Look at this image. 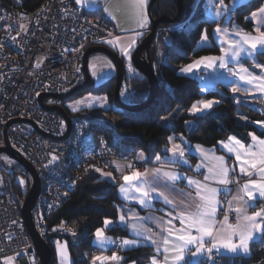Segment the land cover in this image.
<instances>
[{
    "label": "built area",
    "instance_id": "obj_1",
    "mask_svg": "<svg viewBox=\"0 0 264 264\" xmlns=\"http://www.w3.org/2000/svg\"><path fill=\"white\" fill-rule=\"evenodd\" d=\"M23 5L24 0H0V146L6 134L10 146L39 175L40 192L33 208V221L41 237L47 242L76 243L79 241L76 229L52 217L67 201L78 178L84 173L112 170L117 161H126L130 170L139 172L153 163L139 159L136 152L123 154L114 149L85 115L71 116L68 138L59 139L66 132L65 121L60 113L42 108L38 96L65 93L80 83L85 49L105 45L101 41L112 34V25L104 15L87 11L74 0H44L31 10ZM204 9L208 11L210 5L205 3ZM234 14V10L229 11L230 16ZM127 89L125 85L126 94L121 95L124 103L131 102ZM48 99L44 100L46 104L56 103ZM110 107L116 109L112 102ZM52 156L57 159L50 163ZM4 162L8 164L5 159ZM226 163L227 187L250 179V174H237L231 157ZM193 170L191 166L189 172L195 174ZM11 171L0 167V264H4L5 257H12L11 264H37L19 202L11 195ZM224 197L221 196L218 215L227 216L232 223L235 217L224 210ZM209 247L208 242L206 248ZM115 251L119 252V247ZM96 253L98 249L93 248L86 255L90 264ZM202 260L206 264H219L220 254L207 251Z\"/></svg>",
    "mask_w": 264,
    "mask_h": 264
},
{
    "label": "trees",
    "instance_id": "obj_2",
    "mask_svg": "<svg viewBox=\"0 0 264 264\" xmlns=\"http://www.w3.org/2000/svg\"><path fill=\"white\" fill-rule=\"evenodd\" d=\"M44 0H24L27 9L37 8ZM225 3L229 0H223ZM264 0H248L237 6L234 16H230L245 29L251 28V22L246 20L249 13ZM205 0H182L181 12L183 20L176 23H160L149 49V60L160 84L157 97L152 104L140 111L118 110L112 107L92 106L71 112L62 101L61 105L70 116L85 115L94 124L95 129L103 133L109 144L123 154L142 150L146 159L165 153L169 136L183 135L190 143L214 147L217 142L235 136L243 142L249 141V133L264 135L256 121L264 120V105L259 98H247L241 94H233L224 83L218 82L214 87L203 89L196 77L180 74L178 69L194 59L219 53V46L214 39L207 46L196 47L202 32L206 29L211 38V29L216 20L207 16L204 9ZM149 28L141 35L139 41L149 32L153 20L159 17L173 18L177 14V0H149ZM264 60V52L259 54ZM124 81L130 91L132 104L143 103L149 94L147 78L137 71L124 58ZM131 65L133 71H128ZM83 79L80 70L79 82ZM115 75L107 80L93 85L89 89L106 94L109 100L113 97ZM88 89V90H89ZM72 98V97H71ZM70 98V99H71ZM207 98L218 101L213 108L198 114H189L191 105L198 99ZM239 98V103L236 102ZM242 117H247L244 119ZM82 174L67 201L58 208L52 220H63L74 227L79 235V241L67 246L72 264H90L86 256L94 248L92 239L95 230L103 226L105 218H116L121 199L116 182L105 179L101 173ZM19 169L11 171V195L15 202H20L26 196L30 180L20 173L21 184L16 177ZM110 234L126 236L127 230L114 226L106 230ZM53 255L50 264H59L55 243L48 242ZM153 251L143 246L132 252L130 259L136 264H146ZM197 264H206L203 260ZM219 264H264V234L251 243L246 255H220Z\"/></svg>",
    "mask_w": 264,
    "mask_h": 264
},
{
    "label": "crops",
    "instance_id": "obj_3",
    "mask_svg": "<svg viewBox=\"0 0 264 264\" xmlns=\"http://www.w3.org/2000/svg\"><path fill=\"white\" fill-rule=\"evenodd\" d=\"M74 1L77 3V0ZM247 1L248 0H229L227 3H224L223 1V7H220L221 0H212L211 3L209 0H205V3L210 5V9L207 11V16L216 20L218 23H216V25H214L211 29V35L213 38H211L208 34V41L206 43H202L201 37L204 32L203 31L196 44V47L207 46L211 43L212 39H214L219 46V53L216 55L206 56L219 57L224 54L221 52V48H224L226 52L229 50V41H240V36L245 34L249 36H258L260 35V32H264V22H262L261 16L259 15V10L264 8V2L252 10L247 16L251 17L252 13H258L254 20H249L251 22L250 29L243 28L229 16V11L234 10L237 6L242 5ZM137 3L138 0H80V2L77 4L89 12H97L104 15L111 23L112 34L107 40H113V43L116 46L109 45L108 43H105V45L115 50L118 54H120V56H122L120 47H127V45L131 43L132 39H135V45L130 50L131 57L134 48H136L137 43L139 42V38L149 28L150 25V17L148 12L149 0H144L143 4L139 8L136 7ZM218 12L221 13V15L218 16ZM140 13H142V17L139 15ZM142 19L147 20V26L144 28L140 27ZM218 27L221 29L219 33L214 31V29ZM258 28L260 31L256 30ZM138 32L140 33L139 36L136 35ZM244 47L248 49L249 52H251V49L248 45H244ZM262 52H264V49L257 50L256 52L252 53V55L241 53L235 62H229L227 69H220L219 62H217V64L212 68L201 65L200 68L195 69L191 74L183 75L196 77L203 89L214 87L218 82L226 84L230 89L233 86H236L240 89V91L236 94H241L249 99L259 98L264 105V93L260 92L257 88L261 78H264V60L260 59L259 56V54ZM200 58L201 57H198L190 63H193L195 60ZM228 59L231 61L230 56ZM125 60L127 62L130 61L128 59ZM188 64L182 65L178 69V72L181 68ZM241 69H246L247 72H243ZM88 70L95 85H98L99 83L115 75V66L113 62L106 55L100 53L93 54L89 57ZM93 73H95V75H93ZM241 75H248L256 79L251 84H248L245 81H241L239 79ZM205 100L209 99L201 98L196 100L193 104H197L199 106V102ZM110 102L111 100L108 99L107 105ZM65 104L67 107L70 105L68 102ZM68 109L71 112L81 110L79 107H77L76 111H72L69 107ZM257 126L259 129L264 130V126H260L258 124ZM253 134H255L259 139H264V135H258L256 133ZM170 136L174 137V139L168 142L166 149L172 148L175 144H180L182 147L185 144L191 146L190 149L187 150V154L184 157V161L186 162L178 161L177 163H172V154L165 151V153L162 155H156L155 157L151 158L153 165L146 167L140 172L130 170L129 164L126 161H117L115 163L114 169L105 170L101 173L105 179L117 183L118 194L121 199V203L118 206L117 217L109 218L116 223H114L109 228H112L116 225L124 227L127 230L128 235L120 236L110 234L106 231L109 229L107 228L104 230V236L113 243H106L101 246L98 243L94 233L92 246L98 249V253L94 254L92 258L97 256L111 257L113 253H116L118 257L122 258L116 261H96V264H136L135 261L130 259V255L132 252L140 250L143 246H147L153 251V255L146 264H152L153 258H155L157 264H197L199 261H201L207 253L206 244L208 242L210 243L211 247L212 240L209 237L204 238L205 248L200 255H192V253L196 251V248L199 246V244L187 245L183 248L182 253L177 251V249L181 248V242L177 239L179 235L185 234L186 231H191L192 235H199L195 229H187V225L191 222L193 215L198 210V206L202 203L200 196L197 195V184H189V180L198 181L201 185H208L209 187L218 189L215 197L217 201V210L212 218V227L214 231L219 230L220 226L225 222L226 216L218 215V210L222 207V195L225 196L223 200L224 210L227 213L233 214L235 217L234 222L231 223L227 219L226 223L230 225H236L239 220L242 219V216H239L235 210L237 208L244 207V205L239 202V197L242 196L244 200L247 201V196L241 190L243 189V185L248 181L232 187H227L226 185H229V183L226 185H221L216 179H210L206 181L204 177L209 175L208 169L216 163L213 159H211L212 157H224V165L228 169L229 167L226 163V160L228 157H231L234 160V170L237 172V174H250V179H261V176L258 174L257 170L248 168L246 173H241L240 165L239 162L236 161L235 155L228 153L226 149H223L218 144L214 147H207L197 143H190L181 134L172 133ZM228 137L220 141L227 143ZM240 141L245 145L246 149L251 148V151L254 152H258L260 150L259 144L254 142L251 136L248 142H243L242 140ZM196 146H200L203 152L196 151ZM135 152L139 159L147 160L142 150H136ZM157 156L160 157L159 160L156 159ZM191 166H194L193 172L195 174H191L189 172ZM132 172L140 173V178L136 182L137 186L143 184L146 189H154V191L151 193L153 199L149 204L141 205L138 202L139 199H141L139 194L133 193L137 199L129 200L125 199L124 194L119 191L120 186L124 184L123 177L125 175H131ZM166 173H174L179 178L175 181H171L169 180L168 176L165 175ZM199 173L202 174V177L196 176V174ZM252 174H255L256 178H252ZM160 193H163V195H158ZM201 194H203V192ZM165 196L168 198L170 203H165ZM260 210H264V197H260L258 194H256L254 200L248 201L246 212L244 214L251 215L252 213ZM121 215H124L125 217L123 224L119 223V217ZM181 219L184 220L183 224H181ZM100 228L104 229V224ZM136 230H143L145 231L146 235L143 237H138L135 235ZM261 235L262 234L254 233L253 239L249 241V250L251 243L260 238ZM124 239L135 240L136 245L128 249L122 248L121 245ZM233 239L234 242H238V238L234 237ZM166 240L167 243H165ZM59 246L66 252L67 256V259L63 262V264H72V258L69 253L67 242L63 240ZM116 247H119V252L115 251ZM55 251L58 258L57 260L59 264H61V258L58 255L56 245ZM212 252L223 256L246 255L239 249L235 253H231L224 248H220L219 251L213 249ZM181 254L184 258L180 261H175L174 257Z\"/></svg>",
    "mask_w": 264,
    "mask_h": 264
},
{
    "label": "snow or ice",
    "instance_id": "obj_4",
    "mask_svg": "<svg viewBox=\"0 0 264 264\" xmlns=\"http://www.w3.org/2000/svg\"><path fill=\"white\" fill-rule=\"evenodd\" d=\"M80 0H77L79 3ZM144 0H138L136 5L139 8L143 4ZM211 3L212 0H209ZM220 7H223V0H221ZM142 17V13H140ZM217 15H221V13H217ZM258 13H252L251 17H246V20H254L257 17ZM259 15L261 16L262 22H264V8L259 10ZM147 26V20L142 19L140 23V27L144 28ZM260 31V29H256ZM215 32L219 33L221 29L218 27L214 29ZM137 36L140 33H136ZM208 41V33L205 29L202 37L201 42L206 43ZM103 43H108L109 45H114L113 40H106L101 41ZM135 39H132L131 43L127 45V47H120V51L122 56L125 59L130 60V50L135 45ZM229 50L226 52L224 48H221V52L224 53L223 55L217 56H206L201 57L200 59L195 60L193 63L186 65L185 67L181 68L179 72L181 74H191L195 69L201 67V65H205L206 67L212 68L214 67L217 62H219L220 69H227L229 62H235L237 57L241 55V53H247L248 55H252V53L256 52L257 50L264 49V32H260L258 36H249L247 34L240 36V41H229ZM244 45H248L251 49L249 52L248 49L244 47ZM231 57V61H229L228 57ZM259 66V65H258ZM129 72H132L133 69L131 65L128 68ZM243 72H247L246 69H241ZM95 75V73H93ZM241 81H245L248 84H251L256 78L248 76V75H241L239 77ZM257 88L260 92L264 93V78H261L260 83L257 85ZM232 93L235 95L240 91V89L236 86L231 88ZM122 97H124V93H121ZM90 101H102L104 97L92 98L88 97ZM239 103V98L236 100ZM83 101H76L75 104H70L68 107L72 111L77 110V105L82 104ZM218 103V101L214 99H209L205 101H200L199 106L197 104H193L190 109L188 110L189 114L198 115L201 114L211 108ZM89 106H92L90 103ZM102 107L107 108V104H103ZM247 119V117H242ZM256 123L260 126H264V121H256ZM252 140L257 142L260 146V150L258 152L251 151V148L246 149L245 145L237 139L235 136H229L228 142L225 143L223 141H218L217 144L221 146L223 149H226L228 153L234 154L236 161L239 162L240 165V172L246 173L248 168L256 169L258 174L261 176L260 180L249 179L246 184L243 185V193L247 196V201L241 196L239 197V202L244 205V207L237 208L235 211L239 216H242V219L236 225L227 224L228 217H225V222L220 226V229L217 231L213 230V216L216 213V204L217 201L215 199L218 189L214 187H209L208 185H201L198 181L189 180V184H197V195L200 196L202 203L198 206L197 212L193 215L191 222L187 225V229H195L199 235H192L191 231H186L185 234L179 235L177 237L178 241L181 242V248L177 249L179 252H183V248L189 244H199L196 248V251L192 253L193 256L200 255L205 248V237H209L212 240L211 247L207 249L209 253H212L213 249L219 251L220 248H224L231 253L237 252L239 249L242 253L248 254L249 253V241L253 239L254 233L256 234H264V210L256 211L251 215L244 214L246 212V207L248 205V201H252L255 199L256 194L260 197H264V139H259L255 134L249 133ZM174 137H169V141H172ZM191 146L185 144L183 147L180 144L173 145L172 148L166 149L167 152L172 154V163H177L178 161H184V157L187 154V150L190 149ZM196 151L203 152L200 146H196ZM247 157V158H245ZM57 158L55 156L51 157L50 163L55 161ZM157 160L160 159L159 156L156 158ZM216 163L213 164L212 167L208 169L209 175H206L204 179H216L217 182L221 185H226L229 183L228 180V173L229 169L224 165V157H212ZM247 166V167H245ZM165 175L168 176L169 180L175 181L179 177L174 173H166ZM140 178V173L132 172L131 175H125L123 177L124 184H122L119 188V191L124 194L125 199L129 200H136L137 197L133 195V193L139 194V203L141 205L149 204L153 199L151 193L154 191L152 188H145L143 184L137 186V181ZM21 184L25 182L23 180L20 181ZM203 192V194H201ZM158 195H163L160 193ZM235 199V198H234ZM165 203H170L168 198L164 197ZM125 221L124 215L119 217V223L123 224ZM259 221V222H258ZM114 223L109 218H105L103 221L104 229L97 228L95 230V236L97 238L98 243L103 246L106 243H113L109 241L107 237L104 236V230L111 227ZM184 223V220L181 219V224ZM135 235L138 237H143L146 235L145 231L143 230H136ZM234 237L238 238V242H234ZM167 243V240L165 241ZM136 245L135 240L124 239L122 242L121 247L128 249L132 246ZM66 247V246H65ZM58 255L61 258V264L67 259L66 252L61 249L59 244L57 245ZM19 255V254H18ZM184 257L183 255H176L174 257L175 261H180ZM121 257H118L116 253H113L111 257H93V264L96 261H104V260H120ZM12 257H5L4 264H11ZM152 264H157L155 258L152 260Z\"/></svg>",
    "mask_w": 264,
    "mask_h": 264
},
{
    "label": "water",
    "instance_id": "obj_5",
    "mask_svg": "<svg viewBox=\"0 0 264 264\" xmlns=\"http://www.w3.org/2000/svg\"><path fill=\"white\" fill-rule=\"evenodd\" d=\"M181 5L182 0H177V14L175 17H159L153 20L149 32L137 43L136 48H134L132 52L130 63L137 71L142 73L147 78L149 83V94L143 103L132 104L131 102H122L121 93L126 94V92H123L122 90L125 73L124 60L123 57L115 50L104 44L90 46L85 49L81 62L83 80L80 83L65 93H44L38 96V102L42 108L60 113L65 121L66 132L64 135L60 136L59 139H67L71 131V116L68 112H66L60 102L68 100L71 97L88 90L94 85L93 79L88 71V60L93 54L100 53L106 55L115 66V86L111 102L118 110L140 111L154 102L157 97L160 84L154 72L153 65L149 60V49L154 39L156 29L160 23H176L183 20ZM48 98L54 99L56 103L50 105L46 104L44 100ZM15 121L20 120H12L10 122ZM43 135L47 136L46 134ZM2 155H6L10 159L14 160L19 165V172L23 173L30 180V186L27 190L26 196L18 204L23 222L29 231L35 247L37 264H50L53 255L52 249L50 248L48 242L41 237L33 221V208L40 192L39 175L34 166L10 146L6 134H4V144L0 146V167L6 170H12L13 168L11 165L4 162V159L1 157Z\"/></svg>",
    "mask_w": 264,
    "mask_h": 264
},
{
    "label": "rangeland",
    "instance_id": "obj_6",
    "mask_svg": "<svg viewBox=\"0 0 264 264\" xmlns=\"http://www.w3.org/2000/svg\"><path fill=\"white\" fill-rule=\"evenodd\" d=\"M225 3V2H224ZM130 63V61H129ZM128 66V64H127ZM129 67V66H128ZM89 71V70H88ZM90 74V73H89ZM83 80V79H82ZM126 84L123 83V88ZM127 86V85H126ZM123 90V89H122ZM88 97H92V98H98V97H104L105 99L102 100V101H90L88 99ZM48 101H52V99H48ZM76 101H83L82 104L80 105H77L76 107H79L81 109H85V108H89V107H92V106H100L102 107L103 104H107L108 102V97L106 96V94H104L103 92H99V91H96L95 89H89V90H85L83 91L82 93L80 94H77L75 96H73L71 99H68L67 102L70 103V104H75ZM92 104V106H89V104ZM108 107H110V103L108 104ZM3 158L7 161V163L9 165H11V167L13 169H19V165L12 159H10L9 157H7L6 155H3ZM21 174L18 172L16 173V177L17 179L21 180ZM63 240H58L57 242H55V245L57 247V245L62 242ZM58 250V249H57ZM57 257V256H56ZM58 259V258H57Z\"/></svg>",
    "mask_w": 264,
    "mask_h": 264
},
{
    "label": "flooded vegetation",
    "instance_id": "obj_7",
    "mask_svg": "<svg viewBox=\"0 0 264 264\" xmlns=\"http://www.w3.org/2000/svg\"><path fill=\"white\" fill-rule=\"evenodd\" d=\"M60 104H61V102H60Z\"/></svg>",
    "mask_w": 264,
    "mask_h": 264
}]
</instances>
